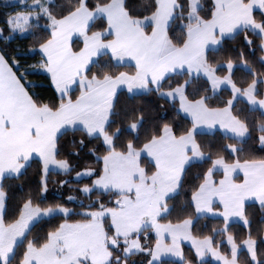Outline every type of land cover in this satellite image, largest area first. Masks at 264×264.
<instances>
[{
  "label": "snow or ice",
  "instance_id": "obj_1",
  "mask_svg": "<svg viewBox=\"0 0 264 264\" xmlns=\"http://www.w3.org/2000/svg\"><path fill=\"white\" fill-rule=\"evenodd\" d=\"M4 7L0 264H193L184 253L185 240L198 264L209 255L222 264H241L244 250L246 264H264V157L249 148L255 131L264 151V0H212L211 5L146 0L139 11L130 10L127 0H4ZM22 39L33 43L10 47ZM230 41L236 46L226 51ZM36 57L34 64L22 62ZM241 66L249 78L237 81L234 72ZM34 72L50 76L55 100L31 90L28 77ZM122 86L133 98L155 95L171 103L177 115L190 118V127L158 123L145 129L148 109L121 106ZM225 87L230 97L218 102ZM244 101L250 114L260 110L258 122L250 124L241 114L238 105ZM204 128L222 129L228 142L201 143L197 137ZM125 131L135 138L123 139ZM69 132L74 138L66 151ZM76 133L82 137L76 139ZM82 152L94 159L76 171ZM145 156L151 170L142 166ZM37 161V185L12 210L7 181L22 180ZM204 164L208 167L196 174L198 183L181 202L182 211L192 213L173 222L171 201L184 192L192 168ZM73 171L77 180L91 181L79 189L90 202H80L79 211L67 206L76 201L73 196L48 204L50 175ZM248 201H257L262 215L255 232ZM209 217L222 218L223 227L197 238L196 223ZM234 221L247 230L239 241ZM40 222L48 226L33 235ZM217 237L220 243L226 238L227 254ZM141 256L147 259H136Z\"/></svg>",
  "mask_w": 264,
  "mask_h": 264
},
{
  "label": "trees",
  "instance_id": "obj_2",
  "mask_svg": "<svg viewBox=\"0 0 264 264\" xmlns=\"http://www.w3.org/2000/svg\"><path fill=\"white\" fill-rule=\"evenodd\" d=\"M16 4H20L19 1L14 2ZM57 3L59 4H66L67 0H57ZM127 3L130 6V10L132 11H139L143 8V6L146 3V0H127ZM204 3L206 5H211L212 0H204ZM4 0H0V27H4L3 21H4ZM7 10H12L10 7ZM257 16L259 17V12H257ZM99 23H97V26H99ZM179 22H177V25L174 27V30L176 32H179V27H178ZM76 44L74 46H79L78 40H75ZM242 41V37H239L236 41V44H239ZM31 44L33 41L31 39L28 40H21V41H14L10 47L15 48L17 44ZM4 41L2 38H0V47H5ZM235 44H233L231 41L229 42L228 45H226L225 50L226 51H231L234 50ZM233 55H235L233 51ZM258 55V53H257ZM39 59V57H36V59H27L25 61H22L23 63L26 64H34L36 61ZM251 61V57H249ZM257 67H259L257 65ZM120 71H132L131 68H121ZM225 73L222 72L221 75H224ZM234 77L237 81L243 80V79H248L249 74L247 69L241 67H238L237 70L234 72ZM29 81L31 82L34 87L31 89L32 91L38 93L40 96H42L45 100H55L56 97L58 96V93L56 92V89L54 85L51 83L50 76L46 73L43 72H34L32 75L28 77ZM119 96V103L121 106H128V105H140L148 109L146 112V120L148 123L145 125V129L149 127H153L155 124H163V123H170L173 125H180L182 128H187L190 127V119L185 118L183 114L177 115L176 111L172 107L171 103L163 100V99H158L155 95L152 96H147V95H137L135 98L131 97L126 89H121L118 92ZM230 97V89L228 88H222L220 96L218 98L219 100H223L226 98ZM178 107V105H177ZM239 109L242 110V115L243 116H248L249 118V123L252 124L254 122H258V120L261 117V112L260 110H256L253 113H249V105L247 104L246 101L241 102L238 105ZM126 127V125H125ZM258 135L257 132L253 131V139L249 142V148L250 151L253 152V154L257 157H264V151H261L259 148V145L256 143V136ZM82 137V134L76 133L75 138L79 139ZM74 138V134L69 132L67 136L65 137L64 142L69 144V147L66 149V151L71 150L70 146V141ZM135 135L134 133H131L129 131H125L123 139H134ZM141 139H143V136H141ZM197 139L203 143V144H220V143H225L228 141H225L223 138V133L220 131H215L211 133H201ZM81 157H84L80 161L81 167L77 168L76 171L83 170V163L85 160L89 163L92 164L93 159L92 157L88 156L85 157V154L82 152ZM61 159L65 158L64 155L60 157ZM70 161L75 165L77 163L76 159L73 157H68ZM142 165L148 169L151 170L153 168V164L147 159V157H142ZM206 167H208L207 164L204 165H198L188 173L187 180L184 185V192L179 193L175 199L171 201L172 204L176 205V211L172 213V215L169 217L170 220L173 222H177L178 218L185 216L187 214L192 213V209H188V213H184L181 209V202L185 201L188 199L186 193L188 192L189 188L194 185L195 183H198L196 179V174L203 171ZM39 170H40V165L37 162H34L32 166L27 170L26 176L18 181L15 179L7 181L8 185H11V192L10 195L12 197L11 201V209L15 210V208L19 205L20 201L23 199L25 193L29 191L30 189H34L35 186L37 185L39 181ZM76 171H73L70 175H64L61 172H57L54 175H50L49 178V193L47 194V203L48 204H55V203H66L67 198L69 196L76 197L75 202L67 203V206L76 209L77 211L80 210L79 204L80 202H83L85 204L89 203L83 193L79 191L80 188L83 187L84 184H88L91 181L88 178H84L82 180H76L74 178V174ZM220 176H217V179H219ZM63 180H69L70 184L66 186H61V183H56V181L62 182ZM96 197L94 196L93 199ZM247 211L249 218L252 219L254 223L253 227V232H255L256 228L259 227L261 220H262V215L259 209L258 202H248L247 205ZM48 225L44 222L37 223L33 227V235H42L43 230L47 227ZM223 227V220L220 217H209L208 219H201L196 223V226L193 229V233L196 236L199 237H204L206 235H211L213 229H220ZM246 228L243 225L242 222H233L232 224V232L237 235L238 241L242 239L245 236L246 233ZM154 238V234H150ZM216 242L218 246L221 248L222 252L227 254L228 252V245L225 242L220 243V238H216ZM187 254H188V259L193 261L194 264H198V259L194 252L190 248H186ZM136 259L139 260H145L147 257H137ZM246 259H247V253L246 250L243 251L242 253V258L241 262L246 264ZM205 264H218L216 263L212 258H208L205 260Z\"/></svg>",
  "mask_w": 264,
  "mask_h": 264
},
{
  "label": "rangeland",
  "instance_id": "obj_3",
  "mask_svg": "<svg viewBox=\"0 0 264 264\" xmlns=\"http://www.w3.org/2000/svg\"><path fill=\"white\" fill-rule=\"evenodd\" d=\"M17 1L21 2V0H14V2H17ZM6 34H7V32H6ZM225 74H226V73H225ZM142 166H143V165H142ZM143 167H144V166H143ZM80 171H83V170H80ZM74 178L76 179V173L74 174ZM76 180H77V179H76ZM234 222H241V221H234ZM193 235H195V234L193 233ZM195 236H196V235H195ZM196 237H197V238H203V237H199V236H196ZM225 242L227 243L226 238H225ZM227 245H228V244H227ZM182 247H183V249H184V253H185L186 256H188L186 248H190V249L194 252V254H195V250H194V248L192 247L190 241H187V240L183 241V242H182ZM228 247H230V246L228 245ZM220 250H221V248H220ZM221 251H222V250H221ZM196 257H197V256H196ZM187 258H188V257H187ZM208 258H212L216 263H218V264H222L221 261H217L214 257H211L210 255L207 256V257L205 258V260L208 259ZM197 259L199 260L198 257H197ZM193 264H194V263H193ZM241 264H244V263L241 262Z\"/></svg>",
  "mask_w": 264,
  "mask_h": 264
},
{
  "label": "crops",
  "instance_id": "obj_4",
  "mask_svg": "<svg viewBox=\"0 0 264 264\" xmlns=\"http://www.w3.org/2000/svg\"><path fill=\"white\" fill-rule=\"evenodd\" d=\"M73 39H74V41L77 40L76 37H74ZM133 63H134V62H133ZM225 88H226V87H225ZM121 89H126V88H124V87L122 86ZM189 119H190V118H189ZM215 131H220V132L223 133V130H222V129L209 131L207 128L201 129V130H200V133H211V132H215ZM146 157H147V156H146ZM147 159L152 163L151 158L147 157ZM152 164H153V163H152ZM240 175L242 176V173H240ZM220 178H221V177H220ZM248 202H257V201H248ZM248 202H247V203H248Z\"/></svg>",
  "mask_w": 264,
  "mask_h": 264
}]
</instances>
